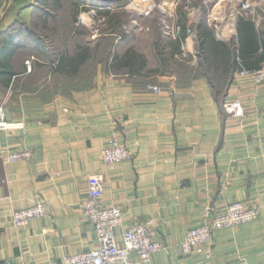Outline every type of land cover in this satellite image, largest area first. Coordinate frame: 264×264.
<instances>
[{"label":"crops","instance_id":"crops-1","mask_svg":"<svg viewBox=\"0 0 264 264\" xmlns=\"http://www.w3.org/2000/svg\"><path fill=\"white\" fill-rule=\"evenodd\" d=\"M15 1L0 14V105L7 121L22 124L0 130V264L60 263L95 249L94 227L78 206L94 175L102 178L101 203L122 211L118 243L130 224L153 221L160 250L145 263L131 252L129 264H264V80L257 85L229 70L225 43L236 38V22L229 27L227 15L223 31L212 30V59L205 50L204 61L181 59L201 50L196 31L186 30L193 20L202 23L191 9L184 36L175 23L162 50L152 39L128 46L136 57L129 67L97 62L75 81L52 70L42 79L38 65L26 68L29 45L19 27L32 1ZM216 6L211 18L225 17L226 5ZM235 99L243 116L223 111ZM110 137L127 146L130 158L102 162ZM26 149L29 158L7 160L10 151ZM232 201L258 207L259 217L213 230L210 243L188 254L177 249L185 231L211 222ZM37 202L46 204L45 216L12 225L14 210Z\"/></svg>","mask_w":264,"mask_h":264},{"label":"rangeland","instance_id":"rangeland-1","mask_svg":"<svg viewBox=\"0 0 264 264\" xmlns=\"http://www.w3.org/2000/svg\"><path fill=\"white\" fill-rule=\"evenodd\" d=\"M26 1H32L33 7L29 19L22 22L19 27L25 28L32 34L31 37L28 35L25 38L30 39L29 52L27 51L26 55L29 60L33 56L34 60L31 59L30 67L36 68L38 65L36 70L43 76L42 79L51 71L50 61L55 60L61 52L72 54L76 45H88L94 48L95 44H101L99 52L106 55L107 46L111 43V52L109 57L107 56L110 61L112 60L110 56L124 55L129 50L128 46L135 45L139 48L143 41L147 42L146 39L154 40L157 49L162 50L165 39L170 37L174 30V24L179 27V21H183L184 17L190 18L191 9L197 10V16L200 15L202 18V21H199L202 22V28L211 29L215 34L223 31L227 23V15L230 16L229 27L242 16L251 18L257 26L260 23V26L264 27V0ZM15 2V0H0V14L4 15L9 11ZM162 3L166 5L163 6ZM215 4L219 11H223L226 5L223 11L225 17L214 15L212 19L208 16L211 15L210 10ZM195 18L196 15L193 19ZM194 23L193 20L190 26H187L189 35L197 30ZM133 36L135 43L130 41ZM199 58L200 55L196 54V58L189 56L181 59L184 62H192L193 59L199 62ZM96 63L94 60L83 65L82 76H89ZM171 63L175 65L174 62ZM82 76L77 74L72 78L75 81Z\"/></svg>","mask_w":264,"mask_h":264},{"label":"built area","instance_id":"built-area-1","mask_svg":"<svg viewBox=\"0 0 264 264\" xmlns=\"http://www.w3.org/2000/svg\"><path fill=\"white\" fill-rule=\"evenodd\" d=\"M211 17L210 15H208ZM32 59V58H31ZM31 59L25 60L27 70H30ZM240 76H248L257 85L264 80V69L257 71L239 70ZM148 89L155 93L159 92L157 86L149 85ZM223 111L233 116H243V105L240 100H229L223 104ZM10 128H22L21 123H13L5 119L3 107L0 105V130ZM101 160L106 165L120 162L130 158V150L124 143L117 141L115 137H110L101 147ZM29 150L10 151L7 154L8 161H17L29 158ZM88 195L79 203V209L94 227L97 235V246L95 249L79 251V253L65 256L60 263L49 264H129L131 252H137L141 262L145 263L150 256L159 251L161 245L153 238V221L148 219L144 223H132L121 232L120 243L117 242L114 230L122 223V211L118 205L107 206L101 203L99 196L102 191V178L99 175L90 177L88 181ZM46 204L37 202L28 208L14 210L10 220L15 227H25L34 218L45 216ZM259 209L254 205H245L240 201H232L226 205L225 209L213 218L209 223L199 225L185 231L177 249L182 254L190 253L198 244H208L211 242L213 230L247 224L259 217Z\"/></svg>","mask_w":264,"mask_h":264},{"label":"trees","instance_id":"trees-1","mask_svg":"<svg viewBox=\"0 0 264 264\" xmlns=\"http://www.w3.org/2000/svg\"><path fill=\"white\" fill-rule=\"evenodd\" d=\"M185 23V17L183 18V21H179V29L181 30L182 37L184 36V31L186 29ZM195 28L197 29L198 46L201 49L198 55H200L204 61V50L209 58L210 55H213L210 50L214 48V45L217 43L212 39L213 31L211 29L207 30L202 28L201 23L195 24ZM235 28L237 32L236 38L225 43L227 47L226 50L228 51L227 53H229L230 72L243 68L249 71L260 70L264 63V27L260 26V23L256 27L255 22L251 18L242 16L237 19ZM21 34L23 37L22 40L29 45L30 39L25 38L28 37V35L31 37L32 34L27 32L25 28L22 29ZM100 45L95 44L94 48L88 45H76L72 54L61 52L55 60L50 61L51 70L55 73L58 72L60 74L62 73L74 77L78 74L83 65L94 60L95 62L101 63L103 66L110 65L111 67H129V64L136 60V57H133V50L129 49L123 56H118L116 54L110 56L112 59L110 61L108 55L109 52H111V43L107 46L106 55H103L102 53L100 54ZM138 62H141L140 58L138 59ZM211 62L212 60L209 61V64H212ZM9 72L12 71L9 70Z\"/></svg>","mask_w":264,"mask_h":264}]
</instances>
